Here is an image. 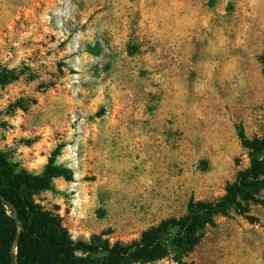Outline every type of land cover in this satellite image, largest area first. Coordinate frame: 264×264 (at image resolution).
Masks as SVG:
<instances>
[{"label":"rangeland","instance_id":"374dc122","mask_svg":"<svg viewBox=\"0 0 264 264\" xmlns=\"http://www.w3.org/2000/svg\"><path fill=\"white\" fill-rule=\"evenodd\" d=\"M0 149L56 178L35 200L73 239H137L218 201L264 129V0H0ZM186 255L125 264H264V188Z\"/></svg>","mask_w":264,"mask_h":264},{"label":"trees","instance_id":"16d2710c","mask_svg":"<svg viewBox=\"0 0 264 264\" xmlns=\"http://www.w3.org/2000/svg\"><path fill=\"white\" fill-rule=\"evenodd\" d=\"M17 78L14 68H0V85ZM247 149L248 166L218 201H191L185 214L161 220L141 232L137 239L110 243L94 235L88 241L73 239L59 219L44 209L35 195L53 188L56 178L71 180L73 170L56 162L57 147L39 172L11 162L0 149V264H125L154 260L174 247L183 255L193 250L214 216L230 208L241 210L239 199L258 201L264 188V129L251 139L240 134ZM177 264H192L181 258Z\"/></svg>","mask_w":264,"mask_h":264}]
</instances>
